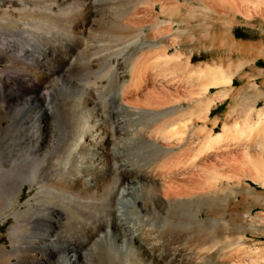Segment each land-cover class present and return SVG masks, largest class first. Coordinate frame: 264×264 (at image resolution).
I'll return each instance as SVG.
<instances>
[{"label": "bare ground", "instance_id": "bare-ground-1", "mask_svg": "<svg viewBox=\"0 0 264 264\" xmlns=\"http://www.w3.org/2000/svg\"><path fill=\"white\" fill-rule=\"evenodd\" d=\"M114 1L116 2L117 6L119 5L117 7L118 9L119 7L127 6L126 9L125 7H122L123 9H121V11L125 13L126 11L129 10L128 14H130L129 15L130 18L131 16L133 17V15L134 16L136 15L135 17H137L138 14L141 15L138 11L141 10L142 12V9L145 6H152L156 2L160 5L159 8L162 9V11L168 14L171 12L176 13L177 9L175 5L178 2V0H171L169 3L168 0L169 4H174L175 2V5H169L166 2L169 5L166 6L167 4L166 5L162 4L164 0H114ZM203 1L204 0H202V2ZM211 1L215 2V4L212 2V4H214L212 5L213 7L216 5V2L221 6L227 5L229 8L232 9V11H234L235 13L237 12L246 21L255 19V17L258 20L264 21V0H211ZM106 2H108V0ZM106 2L104 3L106 4ZM54 3H56V0ZM54 3L52 2V5H50L51 3L49 4L48 1L47 4L46 0H0V65H2V67H0V104H2V106H5L6 108H10L12 106L11 104L13 103V101L20 100L21 95L25 93L31 95L30 100L32 101L28 106L29 108H27L28 111L26 113L27 114L26 117H23L22 111L19 112L13 111L14 112L13 118L18 123L16 125H19L21 128L24 127L26 128L27 126L28 128L27 131H29L30 129V137H29L30 139H28L29 141H27L29 143L25 146L22 154L20 153L19 157L10 159L11 161H9L10 163L8 165H5V163L3 165L0 162V204L2 203L0 205V221H6L7 217L10 216L12 219H14L15 222L14 224H11L8 229V239H9L10 248L9 249L3 247L0 248V257L2 260V264H80L78 258L79 257L83 258L82 257L83 255L78 256L79 255L78 252H81L80 247L82 246V242L92 241L90 239L96 234V232L93 231L94 228L92 227V225L89 224V221L92 220L93 218L92 215H94V213L97 211L95 206L96 203L93 201L97 196L93 200H91L92 197L91 195L93 193L94 194L97 193V192L95 193V191L98 190L97 183L99 182L100 184V181H103V178L106 177V174L104 173L105 168L107 165L109 164L111 165L110 161L114 157V156L113 157L110 156V154L111 152L112 154L114 153L113 149L117 150L116 148L111 149L110 147L113 143V140L115 139L113 135L118 134V128L117 129L112 127L110 128L109 127L110 125L107 128V126L104 127V125H102L103 122L100 121L102 110L98 109L101 106L97 108L96 105L97 103L95 102L97 98L95 97L96 96L95 93L99 91L101 88L106 89L108 82L110 81L108 79L109 81L108 82L106 80L105 82L103 81L102 85L97 84L101 82V81L99 82L98 78L102 79L101 76L105 75L104 73H102L103 72L102 70L100 73L101 76H99L100 75L99 74L98 75L99 77H96V80L98 81V82L96 81L97 85L94 84L93 78H90L92 81L90 82L87 81V83H89L88 86L85 81L86 78L83 77L82 79L85 78L84 80L85 82L84 81L83 82L88 86L89 92L88 93L83 92L84 90L86 91L87 89L86 88L82 91L80 90L81 92H77V93L75 92L76 94L72 97L71 105L69 104L68 107L71 106L70 109L71 111L72 108L73 110L75 108L74 112H76L75 115L76 118L71 117L73 119L72 121L71 120L70 121L75 123L76 120L75 121L73 120L77 119L76 124L78 125V130L76 129L77 131L72 142L69 143L68 146L66 145L67 147H62V148H66L64 149V151L66 152L65 158L64 161L60 162L61 164L59 163L60 164L59 167L54 170L56 174L55 176L52 175L54 176L53 179L51 178L45 179L51 174V171L48 170L49 168L46 167V164H48L47 160H49V158L48 157H47L48 159L46 158V154L38 155L36 148L37 146H39V143L42 141L41 133L43 132L44 129L48 128V126H46L47 124L46 117L48 116L47 113H49L53 108L51 95H53L54 93V91L53 92L51 91L52 94H50L51 92L49 88L50 85L49 79L52 78L50 77L51 74L55 75L54 74L55 72L61 71L60 62L62 61V58L60 54L59 43L61 42V38H63L62 35L64 33L62 32V28H63L62 19L68 20V17L61 18L62 16L61 13L63 12L61 11V13H59V9H57L60 8L59 6H57V8H54L55 10L51 8L52 6L55 5ZM62 3L64 2L62 1ZM112 3L114 2L112 1ZM110 4L111 3H109V5ZM137 4H142L143 7H140L142 9H140L139 8L140 5H138V9L140 10L136 11ZM79 5L80 4H78V7ZM109 5L106 4V6ZM185 6H183L182 8H184ZM82 7L80 9H82ZM188 7L190 6L187 5V8ZM144 9L148 10L146 7ZM149 9L152 11L151 8ZM199 9L201 12L202 11L206 12V7L204 5H202ZM65 10H67V8H65ZM69 10L70 9H68V12L70 14L71 11ZM105 10H107V8ZM111 11L113 12L114 10L112 9ZM121 11L119 10V13ZM68 12L67 15H65V17L69 15ZM119 13L118 12L115 14L113 13L114 14L113 16L115 17V15L116 14L118 15ZM187 13L193 15L194 11L192 10L186 12L185 14ZM120 14H119V18L118 16H116V19L121 18L120 16H122L123 13L122 15ZM80 15L82 16V14ZM113 16H111L112 22H113L112 20ZM71 17H74V15H72ZM71 17L69 16L70 19ZM128 17L124 19V23L125 20L127 22L125 23V25L129 24L131 20L132 22H130L129 25L135 28L133 26V23L135 24V26L137 24L136 22H133L135 18L133 17L132 20V18L129 19ZM108 18L107 20H109ZM143 18L141 19L140 16L139 19L143 20ZM182 18H184L183 15ZM127 19L129 20L127 21ZM139 19L137 22L139 21L143 22ZM122 21H121L122 24L120 25L124 27L125 25H123L124 23ZM156 21H154L155 23L151 22L153 24H150V28L152 32L154 30V34L150 31L153 34V37L152 36L150 37L149 35V38H146L144 42L142 43L140 42L141 43V44L139 43L140 46L134 49L135 52L131 51L132 54L129 53L130 52L129 50L128 54H130L131 56L129 59L128 70L126 69L127 71L124 74L126 78L124 79L125 77L124 76L123 77L124 80L119 79L121 81L119 80L118 81L121 83H118L119 85L117 84L116 91L114 90L115 95L111 92L110 94L114 95L113 98L115 97L118 103V109L120 107V109H122L126 114H128V117L130 118L129 121L131 122L129 123H131L132 125L131 124L129 125L132 129L128 130V134H129L128 138L132 140L135 139L137 143L138 141L140 143L139 145L136 144L138 145L137 147L132 144L134 146V149L140 151L141 149L143 150L144 147L145 149L147 147V149L149 148L150 150H152L151 152L154 153V155L152 153L154 157L153 158L154 162L153 163L150 162V164L152 163V166L148 165V167L149 166L150 167L146 168L147 169L146 171H144L145 169L144 166V169H142L145 172L144 175L141 174L139 175H141V177L144 179V184L142 183V185L147 187V190L151 191L150 194L152 196V201H154L156 207L160 209H157L151 213V210L148 209V207H151L153 205L152 204L150 206L151 201L149 202V206L147 204L148 203L147 201L142 203V209L144 212L137 210L135 205H133L131 208L129 207L130 210L129 211L127 210L128 212L124 208V210L127 212L125 222L121 219V214L119 215L120 212L119 213L117 212L118 214L110 223L112 227L115 228L116 231L114 232V236L116 237L120 235V237H124L125 239L119 240L118 242L120 244L118 245L113 244V240H112L110 244H108L106 247L104 246L105 248L103 247L98 248L97 249L98 258L96 257L97 253L95 255L92 253L97 258L96 264H213V263L215 264L216 262L219 264L220 263L221 264H264V246L258 247L253 244L252 246H248L246 242V239L248 237L245 234L246 232L256 233L258 230L264 232V223L260 222L259 220L260 218H258L259 221H257L256 219H252L250 213L246 211L244 216L243 215L239 216L240 217L239 221H235L234 223L229 224L222 216L223 210L225 209L227 203L229 201H232L233 199H236L238 193L237 188L238 186L241 185L243 179H249L252 182L258 183L264 187V105L258 107V99L259 98L264 99V94H262L259 90H257L255 83L248 81L246 89L251 94L248 96H243L240 102L242 105H245L249 101H251L252 103L250 105L247 104L249 106H243L244 108L243 109L244 115L242 113L243 117L239 118L240 120L234 119L233 121L230 122V124L224 123L219 128L220 129L219 131H214V128H216L218 123L216 118H212L211 120L209 118L210 117L209 113L211 111V108L217 102L228 96L230 88L233 86L234 79H236L237 75L239 74V71L241 70L242 66L245 65L246 62H238L235 64L233 68H228V69H222L220 67H215L212 65H205V64L202 67L196 66L195 68H193L192 66H190L191 63L190 58L184 57L175 48L177 46L176 36L178 32L180 33V31L178 30L176 32H173L172 30H170L169 27H167V25L170 22H165V25L162 26L163 27L165 26L166 28L165 31H163L162 33V31L159 30L160 28H162L161 26L162 23H157ZM112 22H108V23H110L111 25ZM119 23L115 24L113 22V25L119 27L120 26L118 25ZM17 24H19V26L17 27L12 26V25L16 26ZM86 24H87L86 22L82 23L80 28H77L78 25L77 26L75 25L73 29L71 28L72 31L70 33L74 34L75 31L78 32L79 34L84 33L86 31L85 27L88 25ZM139 24H137V26ZM101 25L104 26L106 24L104 22V24ZM129 25L127 27L132 28ZM141 25L142 23L139 25V28L136 27L138 28V32H139L137 33L141 35H145ZM11 26L12 28H10ZM65 27L66 26H64V28ZM108 27L106 28L108 29ZM112 28L117 29L116 27H112ZM110 29L111 28L109 27V30ZM105 30L103 29L104 32ZM121 30L122 29H118V31L120 32ZM136 30L135 32H133L131 29L135 38L136 35H138L136 34ZM97 31L101 32L100 35H102V31L99 30L94 31L96 32L95 34L98 33ZM110 32H113L112 36L115 35L116 37L115 39H113L114 36L112 37ZM110 32H109L110 36L108 33H107L108 35L106 34V32L104 33L105 36L106 35L108 36V39L106 38V42H107V43L105 42L106 44L109 43L107 40H109L111 37L113 43L110 40L109 44L112 43L114 46V44H117L118 42L119 44L122 43L121 39L118 40L117 37L120 38L124 37L125 35L124 33H123L124 35L121 34L122 36H120L119 35L120 32L115 34L116 32H114L112 29ZM182 32L183 31H181V33ZM91 35L94 37V34ZM128 35L127 37H124L125 38L123 39L124 41H126V38L133 36V35L130 36ZM88 36L90 37V35ZM89 37L88 39L90 40ZM134 37L131 38L135 39ZM97 39H94L95 42H97L96 41ZM116 39H117V43H114V40ZM124 41L122 43L123 45L127 46L126 44H130L127 41H126L127 43H125ZM132 42H134V40ZM226 42H227V47L230 51L240 52V50L242 51L244 46L243 43L236 42L231 37H228V41ZM61 43H64L63 40ZM89 43H91V41ZM102 43L104 44V42ZM135 43L136 42L133 43L134 46H136ZM103 44L102 46L101 45L100 46L101 48L105 49L107 46L104 45L105 47L104 48ZM87 46L88 47L86 48L90 47L89 45ZM119 47L115 51L114 49L116 47L113 49V52L114 53L116 52L115 54L113 53L115 55V58L119 54V51H122L123 53L124 48L126 49V47L122 46L123 50H120ZM93 48L96 49L95 46ZM98 48L100 49V47H97V49ZM90 49H92V47H90ZM170 49H174V52L171 53L169 51ZM85 50L83 52V54L85 55H87L89 52L92 53L94 51V49H92L93 50L92 52L89 49H87L89 52L86 54L87 51ZM110 50L112 51V49ZM117 50L119 51L117 52ZM102 51L103 50H101V52ZM97 52L96 54L99 53ZM168 52H170V54ZM251 52L253 57H256L258 55L264 56V47L260 45H258V47L254 46L251 49ZM104 55L107 54L105 53ZM107 56L109 58V55ZM125 56L126 54L123 56L124 59ZM86 57L87 56H85V58ZM88 58H89V54H88ZM94 58L95 57H93V60H96L98 57L96 59ZM87 59L82 60V62L83 61L86 62V65L87 63H89L87 62ZM107 61H109V59ZM93 62L94 61H92V63ZM124 62L122 60V63ZM101 63L106 64V66L109 65L108 62H107L108 64L105 62L104 63L101 62ZM83 68H84V64H83ZM98 68H100V66ZM104 68L106 69L105 66ZM107 70L108 69H106L105 72L106 74H107ZM97 71L100 70L98 69ZM145 71L146 72L148 71L147 75H145L146 74L144 73ZM176 71H179L182 74L183 81H179V79L182 78V77L179 78V76L178 79L176 78V80H174L173 77L176 75L173 76V74ZM114 73L111 74L110 72L111 75H113ZM258 73L264 74V70H259ZM110 74L108 72L109 76ZM108 75L104 76L105 79L107 78L106 76ZM115 77L117 80V76ZM104 83H106V87H104L105 85ZM111 84L112 82H110V85ZM86 85L85 87H87ZM110 85L108 86L110 87ZM188 87L194 88V90H191ZM169 89H172L174 92L171 93L170 92L171 90L169 91ZM210 89H215L216 91L210 94ZM103 91L101 90V93ZM108 92L106 94H108ZM67 94L68 93H66V95ZM106 94L105 96L107 97ZM101 95L100 97H102L104 94L102 96ZM100 97L99 99L102 101ZM4 98H7V100ZM105 98H103L104 101ZM62 99L63 98L61 97V100ZM110 99L111 98H109V100L107 101H110ZM180 101H182L183 104H180ZM54 102L56 103V100H54ZM64 104L66 103L64 102ZM62 107H64V105ZM16 113H20V116L19 114ZM127 118L124 123H126V121L129 119ZM208 122H211L210 124L211 127H208L207 125ZM20 127L18 128L20 129ZM13 128L14 127L9 125L8 128L3 132L4 133L6 131L12 132ZM123 136L125 138V135ZM15 140L17 142V139ZM117 142L116 144L118 145ZM14 144H18V143H14ZM128 144H130V142H128ZM59 145L58 147H60ZM123 146L124 145L122 144L121 147L123 148ZM130 147L132 146L130 145L127 148ZM192 147L193 149L190 150ZM62 148H60V150ZM142 150L140 152H142ZM60 152L61 154H63L62 151ZM125 152L129 154L128 151H124V153ZM135 152L137 153V151ZM140 152H139V157L141 158L142 156H140ZM147 152H149V150ZM147 152H145V154H147ZM133 154L130 155V157L133 158ZM226 154L229 156L228 160H226L227 159L225 157L227 156ZM124 155L125 154H123V156ZM145 156L147 157V155H144V157ZM144 157L142 159V164H143V160H145ZM223 157H225L226 159ZM140 158H137V160ZM52 159L51 161L52 163H54ZM119 160L117 161L119 162ZM126 161L128 160H125V162ZM145 162L146 160L144 161V163ZM131 164L129 163V165ZM136 165L137 164H135L134 166ZM127 167L119 165L118 168H116L119 169V173L121 174L120 178L123 181L121 183L122 185H124V182L131 181L130 177L133 176L132 171ZM138 167L139 168H137V170L138 169L140 170V164L138 165ZM113 170H115V168ZM136 175H138V172L137 174H134V177ZM24 184H28L29 186H36L37 189L36 194L31 200L32 203L27 202L24 205L25 207L23 210L18 209L12 211L14 207V203L17 201L19 197L20 189L23 187ZM130 187L132 186L126 187L124 190L121 191L118 189L119 193L117 197L119 202L125 200L126 195L129 196L130 193L129 191L134 188L133 187L131 189ZM242 191L245 192L244 194H250V190L248 188H245ZM104 196L107 195L104 194ZM88 197H90V199ZM257 198L259 200L263 199L261 196H258ZM139 199H141V197H139L138 200ZM115 200L117 201V198H115ZM146 200H149V198ZM123 202L124 201H122V203ZM98 206L99 205H97V207ZM202 207L210 208V210L212 211L217 210L218 213H215L216 215L212 214V216L209 218H202L201 216H199ZM168 208L170 209V213H168L169 216L161 218L160 222L163 223L162 219L165 220L164 225L165 227H167L166 228L168 233L167 236L169 237L167 238L165 237V235H163L162 237H158L155 235L154 233L155 231L153 232L154 229L152 230V226H151L152 223L150 221L153 219V217L152 219H150L149 215L155 214V216L156 215L158 216L160 215L159 213H161L163 210H166ZM118 211H120V209ZM184 214L187 215L189 218H187V216H185L186 217L185 218L183 216ZM181 215L183 218H181ZM23 217H25L28 222L32 223L31 228H26L25 225L24 226L20 225L24 221ZM95 217L97 216H94V218ZM146 217H148V220L146 219ZM72 220L74 221V223L70 225V221ZM81 222H83L84 224V226L82 227L79 226L82 224ZM106 223L108 224L107 221ZM160 227L162 228V225ZM68 230H71L73 232H76L78 230L77 232L82 237L81 243H78L76 241L78 244H75L72 241V238L71 240L67 239V235H65L64 231H68ZM230 230H236L237 235L236 236L234 235L235 237L234 236L230 237L228 235H225V233L229 232ZM160 232L162 233V231ZM23 233L24 234L27 233L29 236L26 237L24 236ZM62 234H64V236H62ZM177 234H179V236H176ZM23 238H25L26 240L23 241ZM186 239H190V241L185 242ZM96 244L98 243L96 242ZM103 245L104 244L102 242L101 246ZM89 246H90L89 248H91V245ZM227 256H230L232 258L230 260H225V257L227 258Z\"/></svg>", "mask_w": 264, "mask_h": 264}, {"label": "rangeland", "instance_id": "rangeland-1", "mask_svg": "<svg viewBox=\"0 0 264 264\" xmlns=\"http://www.w3.org/2000/svg\"><path fill=\"white\" fill-rule=\"evenodd\" d=\"M48 1H49V4L50 5H52V2L54 3L55 2V0H46V2H47V4H48ZM51 1V2H50ZM62 1L65 3H62ZM68 1V2H67ZM72 1V2H71ZM74 1H75V4H74ZM56 0V3H54L55 5L54 6H52L51 8L53 9V10H55L54 8H57V6H59L60 8H57V9H59V13H61V11L63 12V13H61L62 14V16H61V14H60V16H61V18H67L68 17V20H66V19H62L63 20V22H62V32H64L63 33V35H62V37L64 38H61V42H62V40H63V42L64 43H59V46H60V54H61V58H62V61L60 62V67H61V71H57V72H55L54 74L55 75H53V74H51V76L50 77H52V78H50L49 79V88H50V92L52 91H54V93H53V95H51L52 97H51V100H52V102H53V108L51 109V111L49 112V113H47V117H46V119H47V121H46V126H48V128L47 129H44L43 130V132L41 133L42 134V143L40 142L39 143V146H37V154L38 155H43V154H46V158L48 157L49 158V160H47V163L48 164H46V167L47 168H49L48 170H50L51 171V174L48 176V177H46L45 179H49V178H51V179H53V177L55 176V174H56V172L54 171L55 169H57L58 167H59V165L61 164L60 162H62V161H64V158H65V151H64V149H66V148H62V147H67L68 145H69V143H71L72 142V140L74 139V137H75V134H76V131L78 130V125L76 124L77 123V119H74L73 121H75V123L74 122H71L72 121V119L75 117V115H76V112H74V110H75V108H74V110H73V108H72V111L70 110L71 109V106L70 107H68L69 106V104L71 105V101H72V97L77 93V92H81L82 90H84V89H86V91L84 90L83 92H85V93H88L89 92V88H88V86H89V83H87V81H92L90 78H93V82H94V84L95 85H99V84H103V81L105 82V80L108 82L109 80V82H108V85H110V82H112V84L110 85V87L107 85V87H106V83H104L105 85H104V87H106V89H103V88H99L98 90L100 91H97L96 93H95V97H97L96 98V100H95V102L97 103L96 105H97V108L98 107H100V108H98V109H100V110H102V115H101V120L100 121H102L103 122V124L102 125H104V127H106L107 126V128H108V126L111 128H115V129H117L118 128V134H116V135H113V137L115 138L114 140H113V143H112V145H111V149H113V148H116L117 150H115V149H113V154H112V152H111V154H110V156H114L113 157V161L111 162L110 161V163H111V165L109 164V165H107L106 166V168H105V174H106V177H104L103 178V181H100V184H99V182L97 183L98 184V190H96L95 191V193L96 194H92L91 196V200H93L96 196V198H95V200H93L95 203H96V209H97V213L95 212L94 213V215H92V220H90L89 221V224H91L92 225V227L94 228V232H96V234L90 239V240H92V241H89V242H87V241H83L82 242V246L80 247L81 248V252H78L79 253V255L78 256H81V255H83L82 257L83 258H78V260H79V262H80V264H96V262H97V255H98V248H105L108 244H110L111 242H112V240H113V244H115V245H118V244H120L118 241L119 240H123V239H125L124 237H120V235H118V236H114V232H116L115 231V228H113L112 227V225H111V221L115 218V216L119 213V215L121 214V219L125 222L126 220V215H127V212L130 210V208L133 206V205H135L136 206V208H137V210H140L141 212H144L143 211V209H142V203H144L145 201H147L148 203V206H149V202H150V206L151 207H148V209L149 210H151V213L152 212H154L155 210H157V209H160V208H158V207H156V204L154 203V201H152V196H151V191L150 190H147V187H145L144 185H142V183L144 184V179L141 177V175H144V171H146L147 169L146 168H149L148 167V165H151L152 166V163L154 162L153 160V155H154V153L153 152H151L152 150H150L149 148L147 149V147H146V149H145V147L143 148V150H142V152H140V151H138V150H135L134 149V146H138L140 143H139V141H138V143H137V141L134 139V140H132V139H129L128 138V136H129V134H128V130H130V129H132L131 127H130V125L129 124H131V123H129V122H131V121H129L130 120V118L128 117V114H126L122 109H120V107H119V109H118V103H117V101H116V99H115V97L113 98V96L115 95L114 93H115V91H116V87H117V84L118 83H121V82H119V81H121V80H124L125 78H126V76L124 75L125 73H126V71L128 70V65H129V59H130V54H128V52H129V50H130V52L129 53H131L132 54V52L134 51L135 52V48L136 47H138V46H140L139 45V43L141 42H144V40L146 39V38H149V35H150V37L152 36L153 37V34H154V30H153V32H152V30H151V28H150V24H153V23H151V22H154V21H156L157 23H162L161 24V26L162 25H165V22H170L168 25H167V27H169L170 28V30H172L173 32H176V31H180V33L178 32V34H177V36H176V41H177V46L175 47L176 48V50L177 51H179L184 57H189L190 58V66H192L193 68H195L196 66L197 67H202V66H204V64L205 65H212V66H215V67H220V68H222V69H228V68H233L234 66H235V64L236 63H238V62H246L245 63V65H243L242 66V68H241V70L239 71V74L237 75V77H236V79H234V81H233V86L230 88V91H229V93H228V96H226L224 99H222V100H220L219 102H217L215 105H213L212 106V108H211V114H210V120L212 119V118H216L217 119V126H216V128H214V131H219L220 129V127H221V125L222 124H227V123H229L230 124V122L231 121H233L234 119L235 120H240L239 118H242L243 117V115H244V108H243V106H249L252 102L251 101H249V102H247L245 105H242L241 104V102H240V100H241V98L243 97V96H248V95H250L251 93H249V91L246 89V87H247V84H248V81L249 82H252V83H255V86H256V88H257V90H259L262 94H264V74L262 75V74H259L258 72H259V70H264V56H260V55H258V56H256V57H253V55H252V52H251V49L254 47V46H257L258 47V45H260V46H263L264 47V21L263 20H258L256 17H255V19H252V20H249V21H246L241 15H239L237 12L235 13L234 11H232V9L231 8H229L227 5H223V6H221L220 4H218L217 2H216V5L213 7L212 5H214L215 4V2H213V1H211V0H204L203 2H202V0H178V2H179V4H178V2H177V4L175 5V2H174V4H169L170 3V1L171 0H169V3H168V0L166 1V0H164L163 2H162V4L163 5H166L167 3L169 4V5H175V7H176V9H177V12L175 13H173V12H171V13H166V12H164V11H162V9H160L159 7H160V5L156 2L155 4H153L152 6H145L148 10H146V9H142V8H140V7H143V5L142 4H137L136 5V7H137V9H136V11H138V10H140V9H142V12H141V10L140 11H138L141 15H137V17H135L134 15H133V17L135 18V20H133V17L131 16V18H132V20H133V22H136L137 24H141L142 23V25H141V27H142V30H143V32H144V34L145 35H141V34H138L139 32H138V28H139V25L137 26V24H136V26H135V24L133 23V26L135 27V28H133L131 25H129L130 24V22H132L131 20H130V22H129V24H126L125 25V23H127L126 22V20H125V23H124V19H126L130 14H128V12H129V10L128 11H126L125 9H126V7L127 6H122V7H125V13L124 12H122L121 11V9H123L122 7H119V9L117 8L118 6H117V4H116V2L114 1V0H112L114 3H112V1L110 2L109 0H108V2H106L107 0ZM82 1V2H81ZM61 2V3H60ZM66 2H67V4H66ZM70 2V3H69ZM104 2H106V4L107 5H109V3H111L109 6H106V4L104 3ZM167 2V3H166ZM212 2L214 3V4H212ZM83 3H84V5H83ZM204 3V4H203ZM56 4H58V5H56ZM78 4H80L79 5V7H78ZM105 4V5H104ZM115 4V5H114ZM166 5V6H169V5ZM61 5V6H60ZM74 5V6H73ZM116 7V9H115V7ZM138 5H140L139 6V8L140 9H138ZM142 5V6H141ZM186 5V6H185ZM187 5H189L190 7H188L187 8ZM202 5H204L205 7H206V12H201L200 11V7L202 6ZM70 6V7H69ZM82 7V9H80L81 7ZM85 6V7H84ZM87 6V7H86ZM111 6V7H110ZM178 6V7H177ZM183 6H185L184 8H182ZM222 7V9H221V7ZM69 7V8H68ZM78 7V8H77ZM92 7V8H91ZM103 7V8H102ZM220 7V8H219ZM65 8H67V10H65ZM87 8V9H86ZM107 8V10H105ZM149 8H151L152 9V11L149 9ZM192 8V9H191ZM208 8V9H207ZM64 9V10H63ZM68 9H70L69 11H71L70 12V14H69V12H68ZM72 9V10H71ZM78 9H79V11H78ZM113 9L114 11L112 12L111 10ZM226 9V10H225ZM88 10H90V11H88ZM119 13V10L121 11L119 14L120 15H122V13H123V15L122 16H124V17H122V16H120L121 18L120 19H118L119 18V14L117 15H115V17L113 16L115 13H117L116 11ZM123 10V11H124ZM194 11V14L193 15H191L190 13H187V14H189V15H187V14H185L186 12H189V11ZM225 10V11H224ZM76 11V12H75ZM87 11V12H86ZM92 11H94V12H92ZM109 11V12H108ZM144 11V12H143ZM67 12H68V16H66L65 17V15H67ZM180 12V13H179ZM74 13V14H73ZM76 13V14H75ZM96 13V14H95ZM111 13H112V15H111ZM114 13V14H113ZM132 13H133V10H132ZM132 13H131V15H132ZM162 13V14H161ZM179 13V14H178ZM182 13V14H181ZM74 15V17H71L72 15ZM77 14H79V15H77ZM80 14H82V16L80 15ZM101 14V15H100ZM104 14H106V15H104ZM153 14V15H152ZM64 15V16H63ZM76 15H77V17H76ZM85 15V16H84ZM92 15H93V17H92ZM113 16L112 18V20H113V22L115 23V24H117V23H119L118 25H120V24H122L121 23V21L124 23L123 25H125L124 27H126V28H124L122 25H120L119 27H117V26H114L113 25V22L111 21V16ZM128 15V16H127ZM181 15V16H180ZM182 15H183V17L184 18H182ZM186 15V16H185ZM69 16L71 17V19H73V20H71L70 18H69ZM91 16V17H90ZM98 16V17H97ZM116 16H118V18L116 19ZM139 16V17H138ZM140 16H141V19L143 18V20H141V19H139L140 18ZM146 16V17H145ZM148 16H152L151 18L150 17H148ZM191 16H192V18H191ZM76 17V18H75ZM109 17V18H108ZM100 18V19H99ZM103 18H105V19H103ZM107 18L110 20H107ZM129 19H131L130 18V16L128 17ZM190 18V19H189ZM70 19V20H69ZM86 19H87V21H86ZM116 19V20H115ZM129 19H127V21L129 20ZM138 19L139 20H141V21H143V22H137L138 21ZM150 19V20H149ZM66 20V21H65ZM76 20V21H75ZM91 20H93V21H91ZM96 20H97V23H96ZM145 20H146V22H145ZM151 20H153V21H151ZM168 20V21H167ZM188 20V21H187ZM65 21V22H64ZM91 21V22H90ZM95 21V22H94ZM105 22V24L106 25H104V26H102L101 24H104V22ZM112 22V24L110 25V23H108V22ZM116 21V22H115ZM159 21V22H158ZM84 23V22H86L87 24V26L85 27V32L84 33H82V34H79L78 32H76L75 31V33L74 34H72V33H70L72 30H71V28L73 29L74 28V26L76 25H78L77 26V28H80V26L82 25V23ZM103 22V23H102ZM107 22V23H106ZM65 25H64V24ZM81 23V24H80ZM94 23H96V24H94ZM99 23H100V25H99ZM155 23V22H154ZM72 24V25H71ZM109 24V25H108ZM114 31V32H116V31H118V29H124L123 31L121 30V32L120 31H118V32H120V36H122V35H124V37H127V35L128 36H130V35H133V36H130V37H128L129 39H131V40H129L128 38H126V41H127V39H128V43H130V44H133L134 42H136L135 43V45L136 46H134V44L133 45H130V44H126L127 46H125V45H123L122 43H123V39H125L124 37H122V38H120V37H117V39L119 40V39H121V41H122V43H120L119 44V42L117 43V39L116 40H114V43H117V44H114V46H113V40H112V37L114 36V38L113 39H115L116 37H115V35H113L112 36V34H113V32H110L111 31V29L109 30V27ZM131 26L132 28H128L127 26ZM12 26H14V27H17V26H19V24H17L16 26L15 25H12ZM12 26L10 27V28H12ZM64 26H66L65 28H64ZM88 26H89V29H88ZM94 26V27H93ZM226 26V27H225ZM70 27V28H69ZM93 27V28H92ZM101 28V29H99V28ZM106 27H108V29L106 28ZM112 27H116L117 29H113ZM123 27V28H122ZM136 27H138V28H136ZM160 27V26H159ZM225 27V28H224ZM165 26L163 27L162 26V28H160L159 30H161L162 31V33H163V31H165ZM68 29V30H67ZM95 29V30H94ZM103 29L105 30V32H106V34L108 33L109 34V36H110V33H111V38L109 39V40H107L109 43H110V40L112 41V45L111 44H109V46L111 47H109L108 46V44H106L107 42H106V38L108 39V34L105 36V32L103 31ZM127 31H126V30ZM131 29H132V31L133 32H135V30H136V34H138V35H136V38L134 37V34H133V32L131 31ZM150 29V30H149ZM164 29V30H163ZM65 30V31H64ZM78 30V29H77ZM91 30V31H90ZM96 31V30H99V31H102V35L103 36H105V37H103L102 35H100V33L101 32H98L97 34H95L96 32H94V31ZM127 32V33H125V32ZM153 33H151V32ZM181 31H183L182 33H181ZM66 32H69V33H66ZM88 32V33H87ZM91 32H94V33H91ZM104 32V33H103ZM110 32V33H109ZM118 32H116L115 34H117ZM138 32V33H137ZM160 32V31H159ZM66 33V34H65ZM124 33V34H123ZM150 33V34H149ZM161 33V32H160ZM91 34H94V37L91 35ZM122 34V35H121ZM127 34V35H126ZM152 34V35H151ZM73 35V36H72ZM80 35V36H79ZM88 35H90V37L88 36ZM97 35V36H96ZM148 37H147V36ZM156 35H157V33H156ZM69 36V37H68ZM92 36V37H91ZM103 37V38H101V37ZM155 36V35H154ZM83 37H84V39H83ZM88 37L90 38V40L88 39ZM98 39H97V38ZM131 37H134L135 39H133V38H131ZM228 37H231L234 41H236V42H241V43H243L244 44V46H243V49H242V51L240 50V52L239 51H230L229 49H228V47H227V42L226 41H228ZM75 38V39H74ZM79 38V39H78ZM94 39H97L96 41L97 42H95V40ZM103 39V40H102ZM105 39V40H104ZM134 40V42H132L133 40ZM84 42H83V41ZM89 40V41H88ZM179 40V41H178ZM224 40V41H223ZM82 43H81V42ZM88 41V42H87ZM91 41V43H89ZM120 41V42H121ZM126 41H124L125 43H127ZM132 43H131V42ZM69 42V43H68ZM87 42V43H86ZM93 42H94V44H93ZM101 42V43H100ZM102 42H104V44L102 43ZM106 42V43H105ZM67 43V44H66ZM74 43V44H73ZM89 43V44H88ZM97 45H96V44ZM140 43V44H141ZM81 44V45H80ZM89 45L90 47H92V49H94V51L92 50V49H90V47L89 48H86V47H88L87 45ZM92 44V45H91ZM102 44H103V47H104V45H106L107 47L105 48L106 49V51H108V52H106L105 51V49H103V48H101V46H102ZM119 44V45H118ZM121 44H122V46L123 47H126V49L124 48V50L122 49V46H121ZM138 44V45H137ZM224 44V45H223ZM61 45H63V46H61ZM99 45V46H98ZM101 45V46H100ZM96 47V49L95 48H93V47ZM120 46V47H119ZM76 47H77V49H76ZM97 47H100V49L101 50H103L102 52H101V50H100V52H99V50L97 49ZM113 47V48H112ZM116 47V48H115ZM118 47H119V49L120 50H123L124 52L122 53V51H119V50H117V52L119 51V54L116 56V58H115V53L113 52V49H114V51L116 50V49H118ZM134 47V48H133ZM62 48V49H61ZM66 48V49H65ZM86 49V50H85ZM87 49H89L92 53H90ZM107 49H109V50H107ZM110 49H112V51L110 50ZM73 50H75V51H73ZM84 50L85 51H87L86 52V54L88 53L89 54V58H88V54L87 55H85V54H83V52H84ZM95 50H97V51H95ZM109 51H110V53H112V54H110L109 53ZM132 51V52H131ZM171 53H173L174 52V49H170L169 50ZM75 52H76V54H75ZM96 52L98 53V54H96ZM170 52H168L169 54H170ZM74 53V54H73ZM95 53V54H94ZM100 53H101V55H100ZM106 53L107 55H109V58H108V56L107 55H104V54ZM109 53V54H108ZM114 53V54H113ZM126 54V56H128V57H126L125 56V59L123 58V56ZM92 55V56H91ZM94 55H96V56H94ZM104 55V56H103ZM111 55V56H110ZM112 55H114V56H112ZM85 56H87L86 58H85ZM101 56V57H100ZM91 57V58H90ZM93 57H95L94 59H96L97 57L99 58H97L96 60H93ZM106 57H107V59H106ZM120 57V58H119ZM69 58H70V60H69ZM84 58V59H83ZM88 58V59H87ZM123 58V59H122ZM87 59V62H89V63H87V65H86V62L85 61H83V62H85V63H83L82 62V60H86ZM92 59V60H91ZM104 61H103V60ZM106 59V60H105ZM109 59V61H107ZM112 59H114V60H112ZM123 60V62L125 61V62H127V63H122V60ZM118 62H117V61ZM80 61V62H79ZM92 61H96L95 63L93 62L92 63ZM105 62V63H109V65H107L106 66V64H102L101 62ZM112 62V63H111ZM117 62V63H116ZM63 63V64H62ZM75 63H78V64H75ZM107 63V64H108ZM115 65H114V64ZM83 64H84V68H83ZM112 64V65H111ZM125 64V65H124ZM62 65V66H61ZM75 65V66H74ZM82 66V67H81ZM100 66V68H98ZM104 66L106 67V69H108V70H110V71H108L107 70V74L105 73L106 72V69L104 68ZM110 66V67H109ZM115 66V67H114ZM125 68H124V67ZM0 67H2V65H0ZM76 67V68H75ZM81 67V68H80ZM85 67H87V68H85ZM90 67V68H89ZM103 67V68H102ZM118 67V68H117ZM80 68V69H79ZM111 68H114V69H111ZM75 69H77V70H75ZM100 70V71H97V70ZM105 69V70H104ZM127 69V70H126ZM96 70V71H95ZM103 70V72L102 73H104L105 75H108V72H109V74H110V72H111V74L112 73H114L113 75H111L110 74V76L112 77H110L109 75L108 76H106L107 78L105 79V75H103V76H101V71ZM125 70V71H124ZM75 71V72H74ZM77 71V72H76ZM90 71V72H89ZM93 71H95V72H93ZM123 71V72H122ZM80 72V73H79ZM99 72V73H98ZM119 72H121V73H119ZM144 73H146L145 75H147V73H148V71L146 72H144ZM177 73H179V74H177ZM100 74V75H99ZM58 75V76H57ZM101 76L102 77V79L101 78H98V80H99V82L100 83H97L98 81L96 80V77H99V76ZM117 76V80H116V77L115 76ZM174 75H176V76H174ZM114 76V77H113ZM125 76V77H124ZM173 78H174V80H176V78L178 79V76H179V78L180 77H182V74L179 72V71H176L174 74H173ZM244 76V77H243ZM54 77V78H53ZM63 77V78H62ZM80 77V78H79ZM83 77H85L86 78V80H85V78L84 79H82ZM110 77V78H109ZM123 77H124V79H123ZM77 78H78V80H77ZM103 78H104V80H103ZM114 78V79H113ZM75 79V80H74ZM109 79V80H108ZM119 79H121V80H119ZM183 79V77L181 78V79H179V81H183L182 80ZM52 80V81H51ZM56 80V81H55ZM65 80V81H64ZM81 80V81H80ZM86 81V84L88 85H86L84 82ZM119 80V81H118ZM53 81H55V82H53ZM61 81V82H60ZM84 81V82H83ZM97 81V82H96ZM178 81V80H177ZM79 82H81V83H79ZM52 83V84H51ZM57 83V84H56ZM97 83V84H96ZM82 84H85L87 87H85V85H82ZM91 84H93V83H91ZM90 84V85H91ZM114 84V85H113ZM52 85H54L55 87H56V89H55V87L54 86H52ZM59 85V86H58ZM79 85V86H78ZM116 85V86H115ZM119 85V84H118ZM77 86V87H76ZM111 86H112V88H113V91H112V88H111ZM81 87V88H80ZM108 87H109V90H108ZM182 87V86H181ZM71 88V89H70ZM111 88V89H110ZM115 88V89H114ZM189 89H191V90H194V88H191V87H188ZM63 89H65V90H63ZM67 89V90H66ZM180 89H183V88H180ZM78 90V91H77ZM81 90V91H80ZM101 90L103 91L102 93L104 94H102L101 93ZM109 92H108V91ZM115 90V91H114ZM171 90V91H170ZM196 90V89H195ZM60 91V92H59ZM61 91H62V93H61ZM169 91L171 92V93H173L174 91L172 90V89H169ZM216 90L215 89H210V94L211 93H213V92H215ZM52 92L50 93V94H52ZM76 92V93H75ZM108 92V94H106ZM110 92L111 93H113V94H110ZM66 93H68L67 95H66ZM54 94H56V95H54ZM71 94V95H70ZM102 94L103 96H105V94L107 95V97L105 98V97H103L102 95V97H100V95ZM110 94V95H109ZM246 94V95H245ZM63 95V96H62ZM98 95V96H97ZM209 95V94H208ZM56 98H55V97ZM54 97V98H53ZM59 97V98H58ZM61 97L63 98L62 100H61ZM68 97V98H67ZM99 97L102 99V101L99 99ZM21 99L20 100H18V101H13V103L10 105L11 107L10 108H6L5 106H2V104H0V147L2 148H0V162H1V164H3L4 165V163H5V165H8L10 162L9 161H11L10 159H14V158H17V157H19L20 156V153L22 154V152H23V150H24V148H25V146L29 143V142H27V141H29L28 139H30L29 137H30V129H29V131H27L28 130V128H27V126H26V128L24 127V128H21L19 125H16V124H18L17 122H16V120L13 118V113L14 112H19V111H22L23 112V117H26V113H27V111H28V109L27 108H29L28 106H29V104L32 102L30 99H31V95L30 94H28V93H25V94H23V95H21V97H20ZM53 98V99H52ZM103 98H105V101L103 100ZM109 98H111L110 99V101H107V100H109ZM4 99H6L7 100V98H4ZM66 99V100H65ZM113 99H114V101H113ZM54 100H56V103L54 102ZM63 101V102H62ZM67 101V102H66ZM61 103V106H60V103ZM64 102L66 103V104H64ZM240 102V103H239ZM58 103V104H57ZM102 105H101V104ZM108 103V104H107ZM180 104H183V102L182 101H180ZM247 104H249V105H247ZM56 105V106H55ZM59 105V106H58ZM64 105V107H62ZM110 105V106H109ZM115 105V106H114ZM262 105H264V99L263 98H259L258 99V107L259 106H262ZM112 106V107H111ZM239 106H241V107H239ZM104 107V108H103ZM117 107V108H116ZM57 110H56V109ZM66 108H69V109H66ZM109 108V109H108ZM63 111H62V110ZM114 109V110H113ZM2 110H5V111H2ZM113 110V111H112ZM123 111V112H120V111ZM14 111V112H13ZM57 111V112H56ZM59 111V112H58ZM69 111V112H68ZM70 111H71V113H70ZM78 111V110H77ZM106 111V112H105ZM110 113H109V112ZM116 112V114H115V112ZM6 112V113H5ZM52 112V113H51ZM108 112V113H107ZM241 112V113H240ZM57 113V114H56ZM62 113V114H61ZM106 113V114H105ZM242 113H243V115H242ZM5 114V115H4ZM8 114V115H7ZM16 114H19V116H20V113H16ZM53 114V115H52ZM99 114V113H98ZM110 114V115H109ZM234 114V115H233ZM50 115H52V116H50ZM58 115V116H57ZM118 115V116H117ZM127 115V116H126ZM2 116V117H1ZM11 116V117H10ZM67 116H69V117H67ZM104 116V117H103ZM106 116V117H105ZM108 116H109V118H108ZM118 118H117V117ZM230 116V117H229ZM241 116V117H240ZM58 117V118H57ZM71 117H73V118H71ZM114 117V118H113ZM121 117V118H120ZM128 119L127 121H126V123H124L125 122V120H126V118ZM62 118V119H61ZM66 120H65V119ZM76 118V117H75ZM103 118H104V120H103ZM230 118V119H229ZM14 119V120H13ZM50 119V120H49ZM110 119V120H109ZM112 119H113V121H112ZM232 119V120H231ZM52 120V121H51ZM54 120V121H53ZM63 120V121H62ZM71 120V121H70ZM106 120V121H105ZM109 120V121H108ZM117 120V121H116ZM124 120V121H123ZM15 121V122H14ZM108 121V122H107ZM68 122H70V123H68ZM128 122V123H127ZM51 123H52V125H51ZM56 123V124H55ZM60 123H62V124H60ZM107 123V124H106ZM108 123H110V124H108ZM112 123V124H111ZM120 123V124H119ZM30 124H31V122H30ZM73 124H74V126L76 127V125H77V127L75 128L74 126H73ZM113 124H116V125H113ZM119 124V125H118ZM211 122H208L207 123V125H208V127H211ZM9 125H11L12 127H14L13 128V130H12V132L10 131V132H8V131H6L5 133L3 132L4 130H6L7 128H8V126ZM57 125V126H56ZM67 125V126H66ZM132 125V124H131ZM51 126V127H50ZM54 128H53V127ZM59 126V127H58ZM64 126V127H63ZM7 127V128H6ZM18 127H20V129L18 128ZM71 129H70V128ZM56 128V129H55ZM58 128V129H57ZM62 128V129H61ZM64 128V129H63ZM16 129V130H15ZM70 131H69V130ZM77 129V130H76ZM122 130V131H120V130ZM23 130V131H22ZM60 130V131H59ZM13 131H15V132H13ZM20 131V132H19ZM22 131V132H21ZM73 133H72V132ZM124 131V132H123ZM8 132V133H7ZM18 132V133H17ZM27 132H29V133H27ZM48 132V133H47ZM69 132V133H68ZM126 132H127V134H126ZM10 133V134H9ZM26 133V134H25ZM50 133V134H49ZM53 133V134H52ZM12 134H13V136H12ZM48 134V135H47ZM69 134H70V136H69ZM72 134V135H71ZM5 135V136H4ZM46 135V136H45ZM59 135H60V137H59ZM74 135V136H73ZM123 135H125V138H124V136ZM16 136V137H15ZM57 136H58V138H57ZM63 136V137H62ZM65 136H68V137H65ZM117 136V137H116ZM123 136V137H122ZM10 137V138H9ZM14 137V138H13ZM23 137H25V138H23ZM28 137V138H27ZM51 137V138H50ZM61 137H62V139H61ZM64 137H65V140H64ZM72 137V138H71ZM122 137V138H121ZM60 138V139H59ZM67 138V139H66ZM71 138V139H70ZM9 139V140H8ZM13 139V140H12ZM15 139H17V142H16V140ZM27 139V140H26ZM58 139V140H57ZM123 139H126L128 142H130V144H128V142L126 141V140H123ZM15 140V141H14ZM48 140H49V143H48ZM51 140V141H50ZM121 140H123V141H121ZM55 141V142H54ZM118 141V142H117ZM121 143H120V142ZM25 142V143H24ZM59 142H60V145H59ZM63 142V143H62ZM116 142L118 143V145L116 144ZM123 142V143H122ZM14 143H18V144H14ZM23 143V144H22ZM62 143V144H61ZM124 143H127V144H124ZM20 144V145H19ZM60 146V147H58V145ZM122 144L124 145L123 146V148L121 147L122 146ZM134 146H133V145ZM136 144H138V145H136ZM23 145V146H22ZM43 145H45V146H43ZM62 145V146H61ZM67 145V146H66ZM132 146V147H130V148H127V147H129V146ZM15 146V147H14ZM20 146V147H19ZM43 146V147H42ZM57 146V147H56ZM23 147V148H22ZM119 147H121V148H119ZM124 147H126V148H124ZM17 148V149H16ZM41 148V149H40ZM60 148H62L61 150H60ZM119 148V149H118ZM132 148H133V151H132ZM6 149V150H5ZM57 149V150H56ZM59 149V150H58ZM121 149V150H120ZM193 149V147L190 149V150H192ZM11 150V151H10ZM56 152H54V151ZM144 150H146V151H144ZM149 150V152H147ZM58 151V152H57ZM60 151H62V153L64 154H61V152ZM115 151H116V153H115ZM124 151H128L129 152V154H127V152H125L124 153ZM135 151H137V153L135 152ZM60 152V153H59ZM119 152V153H118ZM122 152H123V154H125L124 156H123V154H122ZM139 152H140V156H142L141 158L139 157ZM144 152V153H143ZM145 152H147V154H145ZM120 153H121V155H120ZM131 153V154H130ZM133 153H136V154H133ZM142 153V154H141ZM152 153H153V155H152ZM52 154V155H51ZM55 154H57V155H55ZM133 154V158L132 157H130V155H132ZM138 154V155H137ZM150 154V155H149ZM59 155H61V156H59ZM135 155V156H134ZM137 155V156H136ZM144 155H147V157L145 158L144 157ZM227 155V154H226ZM55 156H56V158H55ZM58 156V157H57ZM117 156V157H116ZM124 158H123V157ZM151 156V157H150ZM225 156V155H224ZM53 159H52V158ZM61 157V158H60ZM62 157H63V159H62ZM127 157V158H126ZM129 157H130V159H129ZM143 157H144V159L146 160V162L144 163V161L145 160H143V164H142V159H143ZM150 157V158H149ZM227 159H226V158ZM225 157H223V158H225L226 160H228L229 159V156L227 155V156H225ZM4 158V159H3ZM47 158V159H48ZM123 158V159H122ZM133 159V161H132V159ZM134 158H136V159H134ZM137 158H140L141 159V161H140V159H138L137 160ZM147 158H149V159H147ZM7 159H9V160H7ZM51 159L53 160V162L54 163H52V161H51ZM56 161H55V160ZM120 159V160H119ZM5 160V161H4ZM61 160V161H60ZM117 160H119V162L117 161ZM124 160V161H123ZM125 160H128V161H126L125 162ZM131 160V161H130ZM151 160V161H150ZM4 161V162H3ZM7 161H8V163H7ZM116 161H117V163H116ZM122 161V162H121ZM136 161V162H135ZM138 161H140V162H138ZM149 161V162H148ZM56 162V163H55ZM114 162V163H113ZM150 162H152L151 164H150ZM60 163V164H59ZM119 163H121V164H119ZM123 163V164H122ZM129 163L131 164V165H129ZM140 164V170L138 169L137 170V168H139L138 167V165ZM147 163V164H146ZM116 164V165H115ZM135 164H137L136 166H134ZM48 165H50V166H48ZM54 165H56V166H54ZM119 165H122V166H125V167H127V168H129L131 171H132V174H133V176H131L130 177V180L131 181H128V182H124V185H122L121 183L123 182L122 180H121V174L119 173V169H116V168H118V166ZM112 166V167H111ZM143 168H142V167ZM144 166H145V169H144ZM147 166V167H146ZM53 167H55V168H53ZM115 168V170H113L114 168ZM131 167V168H130ZM135 167H136V169H135ZM53 168V169H52ZM52 169V170H51ZM142 169H144V171L142 170ZM137 170V171H136ZM114 173H113V172ZM136 171V172H135ZM137 172H138V175H136L135 177H134V174H137ZM140 172V173H139ZM143 172V173H142ZM116 173V174H115ZM113 174V175H112ZM139 174H141V175H139ZM52 175H54V176H52ZM110 175V176H109ZM117 175V176H116ZM119 175V176H118ZM52 176V177H51ZM108 176V177H107ZM112 176V177H111ZM109 177H110V179H109ZM116 177V178H115ZM112 178H114V179H112ZM121 180V181H120ZM116 181H118V182H116ZM136 181V182H135ZM114 182H116V183H114ZM105 183V184H104ZM114 183V184H113ZM140 183V184H139ZM111 186H110V185ZM102 185V186H101ZM113 185H115V186H113ZM119 185V186H118ZM108 186V187H107ZM129 186H132V187H130L132 190H130L129 192V196L128 195H126L125 196V200H122V201H124L123 203H122V201L121 202H119L118 201V197H117V195H118V193H119V190L121 191V190H124L126 187H129ZM139 186V187H138ZM143 186V187H142ZM123 188V189H122ZM241 188H243V189H241ZM245 188H248L249 190H250V194H244L245 192L244 191H242V190H244ZM106 189V190H105ZM119 189V190H118ZM139 189V190H138ZM145 189V190H144ZM253 189V190H252ZM36 186H29L28 184H24L23 185V187L20 189V192H19V197H18V199H17V201L14 203V207H13V209H12V211H15V210H23L24 209V205L28 202V203H32V198L35 196V194H36ZM112 190V191H111ZM118 190V191H117ZM237 190H238V193H237V196H236V199H233L232 201H229L228 203H227V205H226V207H225V209L223 210V214H222V216H223V218L229 223V224H232V223H234L235 221H239L240 220V217L239 216H244L245 215V212L246 211H248L249 213H250V215L252 216V219H256L257 221H259L260 220V222H263L264 223V216H263V214H264V187L263 186H261L260 184H258V183H254V182H252L251 180H249V179H243L242 180V183H241V185L240 186H238V188H237ZM101 191V192H100ZM105 191V192H104ZM138 191V192H137ZM145 191V192H144ZM149 191V192H148ZM240 191V192H239ZM99 192V193H98ZM134 192V193H133ZM147 192V193H146ZM242 192V193H241ZM117 193V194H116ZM140 193V194H139ZM143 193H144V196H146V197H144L143 196ZM104 194L105 195H107V196H104ZM115 194V195H114ZM132 194V195H131ZM134 194V195H133ZM103 195V196H102ZM140 195V196H139ZM249 195V196H248ZM94 196V197H93ZM99 196H100V198H99ZM102 196V197H101ZM115 196V197H114ZM150 196V197H149ZM258 196H261L263 199L262 200H259L257 197ZM105 197V198H104ZM111 197H112V200H111ZM139 197H141V199H139L138 200V198ZM143 197V198H142ZM244 197V198H243ZM89 199H90V197H88ZM104 198V199H103ZM115 198H117V201L115 200ZM129 198H133L132 199V201H131V199H129ZM148 199L149 198V200H146V199ZM256 198H257V200H256ZM107 199V200H106ZM108 199H109V201H108ZM127 199H129V200H127ZM135 199V200H134ZM143 199H145V200H143ZM104 200V201H103ZM143 200V201H142ZM100 202V204H99V202ZM103 201V202H102ZM106 201V202H105ZM114 201V202H113ZM128 201V202H127ZM131 201V202H130ZM135 201V202H134ZM259 201H261V202H259ZM125 202H126V204H125ZM114 203V204H113ZM130 203V204H129ZM2 204V203H1ZM0 204V205H1ZM108 204V205H107ZM111 204H112V206H111ZM120 204V205H119ZM122 204V205H121ZM140 204H141V207H140ZM97 205H99L98 207H97ZM107 205V206H106ZM127 205V206H126ZM102 206H103V208H102ZM105 206V207H104ZM110 206V207H109ZM113 206H114V208H113ZM118 208H117V207ZM109 207V208H108ZM128 209H127V208ZM130 207V208H129ZM98 208H99V210H98ZM124 208H125V210L127 211H125L124 210ZM151 208V209H150ZM154 208V209H153ZM249 208V209H248ZM109 209V210H108ZM120 209V211H118ZM152 209H153V211H152ZM108 210V211H107ZM168 210V211H167ZM104 211V212H103ZM105 211H106V214H107V212H108V214L106 215L105 214ZM110 211V212H109ZM125 211V212H124ZM164 211V212H163ZM161 213H159L160 215H156L157 216V218H156V216H155V214H150L149 215V217H150V219H152V217H153V219L150 221L151 223V226H152V230H153V232L155 233V235L156 236H158V237H162L163 235H165V237H169V236H167L168 235V233H167V230H166V228L167 227H165V225H164V223H165V220L164 219H162L163 220V223H161L160 222V219L161 218H163V217H167V216H169V214L168 213H170V209L168 208V209H166V210H163ZM166 211V212H165ZM102 212V213H101ZM118 212V213H117ZM104 213V214H103ZM113 213H114V215H113ZM126 213V214H125ZM215 213H218V211L216 210H210V208H207V207H202V209L200 210V213H199V216H201L202 218H209V217H211L212 216V214L213 215H216ZM263 213V214H262ZM96 214V215H95ZM98 214V215H97ZM100 214H102V215H100ZM161 214H163V215H161ZM154 215V216H153ZM260 215V216H259ZM94 216H97V217H95L94 218ZM99 216V217H98ZM102 216V217H101ZM105 216H106V218H105ZM110 216V217H109ZM162 216V217H161ZM184 217L185 216H187V215H183ZM104 217V218H103ZM120 217V216H119ZM123 217V218H122ZM155 217V218H154ZM238 217V218H237ZM262 217V218H261ZM107 218H110V219H107ZM181 218H183L182 217V215H181ZM186 218V217H185ZM187 218H189L188 216H187ZM258 218H260L259 220H258ZM95 219V220H94ZM99 219V220H98ZM105 219V220H104ZM146 219L148 220V217H146ZM155 219H156V221H155ZM235 219H238V220H235ZM23 222L22 223H24V224H20L21 226H24L25 225V227L26 228H31L32 227V223H30V222H28L27 221V219L25 218V217H23ZM262 220V221H261ZM27 221V222H26ZM99 221V222H98ZM102 221V222H101ZM106 221L108 222V224L106 223ZM154 222V223H153ZM172 222H174V221H172ZM171 222V223H172ZM15 222H14V219H12L10 216H8L7 217V220L6 221H0V248H7V249H9L10 248V245H9V239H8V229H9V227H10V225L11 224H14ZM72 223H74V221L72 220V221H70V225H72ZM82 224L81 225H79V226H84V224H83V222H81ZM159 223V224H158ZM154 224V225H153ZM173 224V223H172ZM156 225H158V226H156ZM162 225V228L160 227V226ZM103 226V227H102ZM156 228H155V227ZM108 227V228H107ZM110 227V228H109ZM107 228V229H106ZM159 228H161V229H159ZM100 229V230H99ZM103 229V230H102ZM157 230H159V231H157ZM166 230V231H165ZM78 231V230H77ZM73 232V231H71V230H68V231H64V233H65V235H67V239H70L71 240V238H72V241L75 243V244H78V243H81V239H82V237L80 236V234L78 233V232ZM100 231V232H99ZM160 231H162V233L160 232ZM231 231V232H230ZM229 232H227V233H225V235H228V236H230V237H232V236H236L237 235V232H236V230H230ZM68 232V233H67ZM71 232H72V234H71ZM102 232V233H101ZM100 233H101V235H100ZM157 233V234H156ZM161 233V234H160ZM24 234V233H23ZM69 234V235H68ZM75 234V235H74ZM99 236H98V235ZM159 234H160V236H159ZM246 235H247V239H246V242H247V245L248 246H252V244L253 245H255V246H258V247H263L264 246V232H262L261 230H258L256 233H251V232H246L245 233ZM77 235V236H76ZM181 235V234H180ZM24 236H26V237H28L29 235L27 234V233H25L24 234ZM62 236H64V234H62ZM79 236V237H78ZM96 236H98V237H96ZM176 236H179V234H177ZM234 236V237H235ZM69 237V238H68ZM75 237V238H74ZM79 238V239H78ZM116 238V239H115ZM115 239V240H114ZM24 240H26L25 238H23V241ZM100 240V241H99ZM78 243H77V242ZM188 241H190V239H186L185 240V242H188ZM96 242L98 243V244H96ZM103 242V246H101V243ZM100 244V245H99ZM89 245H91V248H89L90 246ZM80 246V245H79ZM98 246V247H97ZM101 246V247H100ZM105 246V247H104ZM84 248H86L87 250H89V251H87L86 249H84ZM96 250H95V249ZM92 250V251H91ZM94 250V251H93ZM82 251H84V252H82ZM89 252V253H88ZM83 253V254H82ZM86 253V254H85ZM88 253V254H87ZM91 253V254H90ZM95 255L96 253V257L93 255V254ZM85 254V255H84ZM90 254V255H89ZM91 255H92V257H91ZM88 256V257H87ZM89 257H91V258H89ZM94 257H95V259H96V261H95V259H94ZM228 257H229V259H228ZM84 258H87L88 259V262H87V259H84ZM232 257H230V256H227V258L225 257V260H230ZM82 259V260H81ZM93 259V260H92ZM13 260V259H12ZM90 260V261H89ZM14 261V260H13ZM95 263H94V262ZM84 262V263H83ZM91 262V263H90ZM219 262V261H218ZM0 264H2V260H1V257H0ZM214 264V263H213ZM215 264H219V263H215ZM221 264V263H220Z\"/></svg>", "mask_w": 264, "mask_h": 264}, {"label": "trees", "instance_id": "trees-1", "mask_svg": "<svg viewBox=\"0 0 264 264\" xmlns=\"http://www.w3.org/2000/svg\"><path fill=\"white\" fill-rule=\"evenodd\" d=\"M212 111V110H211ZM211 111H210V113H209V116H210V114H211Z\"/></svg>", "mask_w": 264, "mask_h": 264}, {"label": "crops", "instance_id": "crops-1", "mask_svg": "<svg viewBox=\"0 0 264 264\" xmlns=\"http://www.w3.org/2000/svg\"><path fill=\"white\" fill-rule=\"evenodd\" d=\"M263 75V74H262Z\"/></svg>", "mask_w": 264, "mask_h": 264}]
</instances>
